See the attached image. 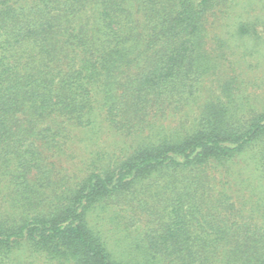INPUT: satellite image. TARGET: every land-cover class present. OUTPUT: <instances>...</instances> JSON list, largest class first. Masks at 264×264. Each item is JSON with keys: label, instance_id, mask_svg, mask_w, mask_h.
Returning a JSON list of instances; mask_svg holds the SVG:
<instances>
[{"label": "trees", "instance_id": "16d2710c", "mask_svg": "<svg viewBox=\"0 0 264 264\" xmlns=\"http://www.w3.org/2000/svg\"><path fill=\"white\" fill-rule=\"evenodd\" d=\"M0 264H264V0H0Z\"/></svg>", "mask_w": 264, "mask_h": 264}]
</instances>
